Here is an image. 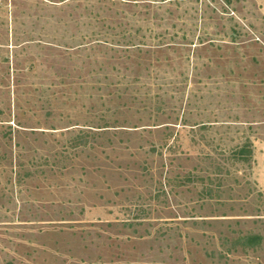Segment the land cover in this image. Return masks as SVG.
Returning a JSON list of instances; mask_svg holds the SVG:
<instances>
[{
  "label": "rangeland",
  "instance_id": "374dc122",
  "mask_svg": "<svg viewBox=\"0 0 264 264\" xmlns=\"http://www.w3.org/2000/svg\"><path fill=\"white\" fill-rule=\"evenodd\" d=\"M110 1L0 0V264H264V0Z\"/></svg>",
  "mask_w": 264,
  "mask_h": 264
},
{
  "label": "trees",
  "instance_id": "16d2710c",
  "mask_svg": "<svg viewBox=\"0 0 264 264\" xmlns=\"http://www.w3.org/2000/svg\"><path fill=\"white\" fill-rule=\"evenodd\" d=\"M120 1H121L120 3H124V4L129 2L128 0H120ZM198 1L199 0H196V2H198ZM110 2L112 4L115 3L114 0H111ZM177 2H178V0H160V1L149 0L150 4L159 3V5L164 4V3H166V4L168 3V5L173 4L174 6H176V5H178ZM218 2H220L223 6L230 7V6H232L234 0H218ZM132 4L138 5V2L133 1ZM160 8L161 7H156V9H160ZM177 35L178 34L175 33L173 35V37L170 38V42L163 43V44H161V42H159L160 44L158 43L157 46L156 45L149 46V49L151 50V49H155L156 47H158L159 49H163V48H166L168 50L178 49L181 51L184 50V51L189 52L190 50L191 51L200 50V49H202V50H217L219 48V46L215 45V43H216L215 39L203 40L202 38L198 37L197 42H194V40L190 39V33L189 34L188 33H182V36L178 38L179 41H176V39L174 37H178ZM171 40H173V41H171ZM141 46L148 47V45H145L143 43L142 44L141 43L130 44V45H126L124 51L125 52H131V50H132L133 52H135L137 54L136 57L140 58V52H142V50L139 49V47H141ZM81 47L82 46H79L78 48H81ZM116 47L119 48V46H116ZM134 48L138 49L137 52L135 50H133ZM146 52H150V51L148 50ZM136 83H138V81L133 82V86ZM103 127H107V126H103ZM84 136H85V134H84ZM84 136H81V135L76 136L72 141L71 147L75 148V149H76V147L86 148L87 147V140L86 139L84 140V138H85ZM249 154H250V150L246 146L240 147V148L234 150V152H233V155L235 157L243 158L245 161H246V159H248ZM243 241L245 243L244 245H246V246H253V245L255 246V245L259 244L260 236H257V235L245 236L243 238Z\"/></svg>",
  "mask_w": 264,
  "mask_h": 264
}]
</instances>
